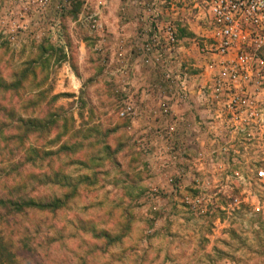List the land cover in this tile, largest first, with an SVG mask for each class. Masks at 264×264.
<instances>
[{
	"label": "rangeland",
	"instance_id": "rangeland-1",
	"mask_svg": "<svg viewBox=\"0 0 264 264\" xmlns=\"http://www.w3.org/2000/svg\"><path fill=\"white\" fill-rule=\"evenodd\" d=\"M125 2L50 0L0 39V199L63 202L0 206V238L16 264H264V115L207 125L194 56L156 61ZM18 118L44 129L18 146Z\"/></svg>",
	"mask_w": 264,
	"mask_h": 264
},
{
	"label": "built area",
	"instance_id": "built-area-1",
	"mask_svg": "<svg viewBox=\"0 0 264 264\" xmlns=\"http://www.w3.org/2000/svg\"><path fill=\"white\" fill-rule=\"evenodd\" d=\"M49 1L5 0L6 7L0 3V39L14 41L8 33L23 30L28 12L43 9ZM127 3L144 16L152 44L146 51H154L156 61L163 56L176 60L178 51L194 56L203 78L196 96L207 113V125L250 127L262 122L264 0H126L124 10ZM93 18L83 21L99 27ZM177 28L183 30L180 40ZM129 111L126 107L119 115ZM263 177L261 169L257 178Z\"/></svg>",
	"mask_w": 264,
	"mask_h": 264
},
{
	"label": "trees",
	"instance_id": "trees-1",
	"mask_svg": "<svg viewBox=\"0 0 264 264\" xmlns=\"http://www.w3.org/2000/svg\"><path fill=\"white\" fill-rule=\"evenodd\" d=\"M55 120L50 121V124H55ZM11 129L22 134L20 137H15L14 143H19L18 146H21L22 139H25L28 135L38 136L41 131L44 129V124L36 119H16L13 121ZM13 150H18L17 148ZM23 151V150H22ZM18 154V153H17ZM17 154L14 156L16 157ZM28 154V156H26ZM48 155V154H44ZM26 156V157H25ZM18 160L23 158L24 164H29L34 166L36 162L40 161V156L38 152H34L32 148L24 149L23 154L18 156ZM25 158V159H24ZM22 167V166H20ZM15 193L9 199H0V206L14 215L22 214L27 209H34L39 212H53L60 209L63 205V202L58 199H52L47 203H34L25 194H18L19 188L18 185H15ZM0 264H16L14 255L8 251L7 246L0 238Z\"/></svg>",
	"mask_w": 264,
	"mask_h": 264
}]
</instances>
